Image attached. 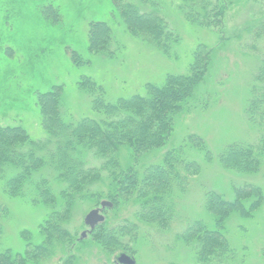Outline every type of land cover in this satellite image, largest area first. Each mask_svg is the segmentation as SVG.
Masks as SVG:
<instances>
[{"label":"rangeland","instance_id":"374dc122","mask_svg":"<svg viewBox=\"0 0 264 264\" xmlns=\"http://www.w3.org/2000/svg\"><path fill=\"white\" fill-rule=\"evenodd\" d=\"M161 16L179 36L172 57L164 55L146 41L132 36L120 17L113 0H0V124L22 127L32 140L44 141L38 95L53 86L63 89V114L68 121L84 118L101 120L93 109V99L80 89L84 78L105 91V100L115 103L122 98L146 94V85H162L168 75H187L193 54L199 46L212 50V62L205 81L195 91L190 110L180 115L171 139L161 150L141 155L139 174L151 165L163 163L169 150H177L184 159L196 162L201 173L193 177L184 194L176 190L177 217L171 231L139 225V237L128 253L136 264H194L192 247L177 235L195 221L212 227L205 209L206 194L216 191L232 199V186L255 183L264 192V158L260 172L237 176L219 165V156L233 143H254L259 132L245 118V108L264 55V42L254 40L246 28L264 21V0H233L219 24L194 25L181 12V0H156ZM52 7L57 21L43 13ZM106 23L112 30L111 50L115 56L89 51L90 24ZM78 58V59H77ZM202 138L212 153L209 161L187 139ZM181 156V157H182ZM122 167L130 166V153L123 150ZM106 199L88 202L78 208L74 227L77 239L89 231L85 217L101 207ZM133 205L102 214L113 223L135 222ZM47 211L22 199L8 197L0 180V250L23 253L26 242L21 232L37 233ZM226 237L233 254L224 264H264V203L253 219L232 216L226 223ZM90 233L83 240L90 241ZM75 264H119L118 257H107L98 246L78 247ZM66 258V257H65ZM65 260V259H64ZM63 260V261H64ZM60 256L42 264H63Z\"/></svg>","mask_w":264,"mask_h":264},{"label":"trees","instance_id":"16d2710c","mask_svg":"<svg viewBox=\"0 0 264 264\" xmlns=\"http://www.w3.org/2000/svg\"><path fill=\"white\" fill-rule=\"evenodd\" d=\"M113 1L132 36L172 57L180 38L161 16L156 0ZM181 1L180 10L187 22L212 27L223 24L233 0ZM43 13L57 21L52 7H46ZM254 24L246 28V33L255 41L264 42V21ZM112 43V30L106 23L90 24L91 53L112 58ZM212 54V50L199 46L187 75H168L162 85L147 84L145 95L136 94L115 103L105 100L101 86L84 78L80 89L93 99V109L102 116L101 120L68 121L62 111L63 89L53 86L38 95L42 127L47 134L44 141L32 140L20 126L0 124V180L5 194L47 211L36 236L27 230L21 232L26 242L24 252L0 250V264H42L57 256L61 261L65 259L63 264H75L74 251L91 243L107 257L134 254L132 244L139 237V225L171 231L177 217L176 190L184 194L201 168L177 150H169L162 164L151 165L139 174L137 159L167 146L177 118L189 108L195 91L208 75ZM244 114L247 123L259 132V139L254 143L230 144L219 156L220 167L237 176L258 174L263 164L264 55ZM187 143L204 153L207 160L212 159L202 138L192 135ZM123 150L130 153L131 161L125 169L120 161ZM231 193L229 199L208 191L205 209L212 217V227L195 221L177 235L192 247L194 264L227 262L233 254L226 237L227 221L234 215L253 219L264 203L263 189L255 183L232 186ZM103 199L112 204L113 212L133 205L136 223L129 219L113 223L107 219L91 233L90 241L77 239L76 211L88 202Z\"/></svg>","mask_w":264,"mask_h":264},{"label":"water","instance_id":"95a60500","mask_svg":"<svg viewBox=\"0 0 264 264\" xmlns=\"http://www.w3.org/2000/svg\"><path fill=\"white\" fill-rule=\"evenodd\" d=\"M112 204L109 202H102L101 207L91 211L85 217V225L89 227V231L83 232L81 235V240L85 239L87 235L92 233L96 227L105 222V216L102 214L103 210L106 208H112ZM119 264H136L135 260L127 254H122L118 258Z\"/></svg>","mask_w":264,"mask_h":264}]
</instances>
